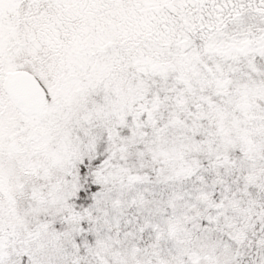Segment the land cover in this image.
I'll list each match as a JSON object with an SVG mask.
<instances>
[{
	"label": "snow or ice",
	"instance_id": "1",
	"mask_svg": "<svg viewBox=\"0 0 264 264\" xmlns=\"http://www.w3.org/2000/svg\"><path fill=\"white\" fill-rule=\"evenodd\" d=\"M0 264H264V0H0Z\"/></svg>",
	"mask_w": 264,
	"mask_h": 264
}]
</instances>
